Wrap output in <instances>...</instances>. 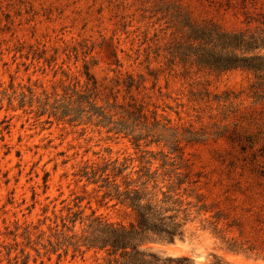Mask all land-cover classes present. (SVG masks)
Here are the masks:
<instances>
[{"label": "rangeland", "instance_id": "374dc122", "mask_svg": "<svg viewBox=\"0 0 264 264\" xmlns=\"http://www.w3.org/2000/svg\"><path fill=\"white\" fill-rule=\"evenodd\" d=\"M226 2L0 0V264H108L103 251H75L64 238L80 237L96 218L134 220L100 181L79 177L110 163L125 164L126 173L158 169L159 186L169 170L189 173L174 192L182 209L192 204L182 236L141 246L160 264L182 257L264 264V95L248 71L216 72L170 61L168 52L180 37L178 11L197 23L243 29V16ZM246 2L264 12V0ZM85 73L97 84L98 106L141 105L163 138L136 148L85 116L71 124L53 116L54 103L84 90ZM169 139L178 141L182 161L170 154ZM202 203L211 210L197 213ZM217 211L226 219L214 234ZM232 242L241 250H228Z\"/></svg>", "mask_w": 264, "mask_h": 264}, {"label": "trees", "instance_id": "16d2710c", "mask_svg": "<svg viewBox=\"0 0 264 264\" xmlns=\"http://www.w3.org/2000/svg\"><path fill=\"white\" fill-rule=\"evenodd\" d=\"M225 5L227 9L239 10L243 16L244 28L229 31L211 20L197 23L178 11L175 17H178L180 37L172 42L168 49L170 61L191 63L216 72L248 71L255 79L254 89L264 95V12H256L253 7L255 3L248 6L246 0H227ZM85 75L87 83L84 85V90L81 92L73 89L71 94L66 93L61 102L54 103L51 111L53 116L69 124L85 116L88 122H94L95 127L106 129V133L129 137L136 148H139L141 140L151 138L150 142H158L163 138V133L158 134V121L153 117V121L149 123L141 105L128 104L125 107L114 101L106 107L98 106L97 84L92 76L88 73ZM111 111L114 113L110 114ZM161 128L163 132L168 131V129ZM169 137L173 138L172 135ZM170 140H167L170 154L182 161L178 141L175 139L171 142ZM166 164L163 162L161 168ZM108 168L111 169L108 171ZM181 168L182 166H179L177 170ZM127 169L128 166L125 164L116 166V163H110L103 168L91 171L84 168L79 177H84L94 184L100 181L102 185L99 187L108 190L105 195L130 209L134 220L125 225L108 223L96 218L90 221L80 237L77 238L73 234L64 238V243L73 246L75 251H79L80 247L103 251L108 264H160L158 257L145 252L141 246L144 242L154 238L172 242L176 237L182 236L183 226L190 215L189 207L192 204L188 202L187 208L182 209L183 202L179 198L174 199V196H177L174 192L186 182L189 173L169 170L162 175L168 177L162 179V182L166 180L167 184L159 186L156 180L158 169L150 173L149 169L142 167L126 173ZM107 172L109 173L105 174ZM133 175H135L134 178L131 177ZM172 175L175 178L174 182H171ZM118 178L121 179L120 183L117 182ZM150 184H152L151 188H149ZM202 201L201 197L197 202ZM210 210L211 207L202 203L196 212L205 214ZM169 212L173 214L167 215ZM179 214H182L181 219ZM212 218L214 221L209 223V227H212L214 234L221 233L218 225L220 220L226 218L222 217L218 211ZM226 226L230 228L233 225L226 223ZM236 246L232 242L228 244L227 249L241 250ZM167 262L193 264L185 257L168 259Z\"/></svg>", "mask_w": 264, "mask_h": 264}]
</instances>
